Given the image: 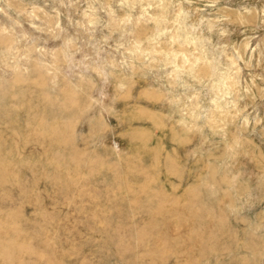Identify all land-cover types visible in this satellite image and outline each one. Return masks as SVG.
<instances>
[{
	"label": "rangeland",
	"instance_id": "1",
	"mask_svg": "<svg viewBox=\"0 0 264 264\" xmlns=\"http://www.w3.org/2000/svg\"><path fill=\"white\" fill-rule=\"evenodd\" d=\"M0 264H264V0H0Z\"/></svg>",
	"mask_w": 264,
	"mask_h": 264
}]
</instances>
